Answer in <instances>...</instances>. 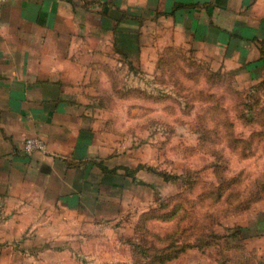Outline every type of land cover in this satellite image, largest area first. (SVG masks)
<instances>
[{"label": "crops", "instance_id": "obj_1", "mask_svg": "<svg viewBox=\"0 0 264 264\" xmlns=\"http://www.w3.org/2000/svg\"><path fill=\"white\" fill-rule=\"evenodd\" d=\"M173 47L218 54L228 69L257 77L264 0L0 5V264L35 262L29 252L71 233L69 225L77 234L78 222L116 214L119 194L135 185L117 165L125 95L139 86L126 82L135 72L128 65ZM27 137L40 138L44 152L24 154ZM260 249L250 264H264Z\"/></svg>", "mask_w": 264, "mask_h": 264}, {"label": "rangeland", "instance_id": "obj_2", "mask_svg": "<svg viewBox=\"0 0 264 264\" xmlns=\"http://www.w3.org/2000/svg\"><path fill=\"white\" fill-rule=\"evenodd\" d=\"M262 60L255 78L228 69L218 54L181 47L152 54L140 68L128 65L135 72L126 82L139 86L125 95L131 106L121 113L117 165L135 174L133 190L119 194L113 217L78 222L77 234L69 225L71 233L30 251L37 261L30 264H146L164 254L172 256L153 264L259 260Z\"/></svg>", "mask_w": 264, "mask_h": 264}, {"label": "built area", "instance_id": "obj_3", "mask_svg": "<svg viewBox=\"0 0 264 264\" xmlns=\"http://www.w3.org/2000/svg\"><path fill=\"white\" fill-rule=\"evenodd\" d=\"M6 0H0V5ZM21 150L24 154H30L32 152H44L45 144L38 137H27L22 142Z\"/></svg>", "mask_w": 264, "mask_h": 264}, {"label": "trees", "instance_id": "obj_4", "mask_svg": "<svg viewBox=\"0 0 264 264\" xmlns=\"http://www.w3.org/2000/svg\"><path fill=\"white\" fill-rule=\"evenodd\" d=\"M173 246L172 245H169L167 248H165V251H168V249H171L170 251L172 252L173 251ZM172 256V254H169V255H167V254H164V258H161V259H157V260H155V259H150V260H148L147 262L148 263H146V264H153V262H159V263H162V262H165V261H167V260H169V258ZM155 260V261H154ZM259 264V263H258Z\"/></svg>", "mask_w": 264, "mask_h": 264}]
</instances>
